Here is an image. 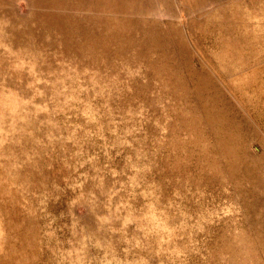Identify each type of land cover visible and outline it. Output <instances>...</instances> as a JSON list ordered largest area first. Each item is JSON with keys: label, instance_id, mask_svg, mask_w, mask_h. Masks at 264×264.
I'll list each match as a JSON object with an SVG mask.
<instances>
[{"label": "rangeland", "instance_id": "rangeland-1", "mask_svg": "<svg viewBox=\"0 0 264 264\" xmlns=\"http://www.w3.org/2000/svg\"><path fill=\"white\" fill-rule=\"evenodd\" d=\"M0 264H264V0H0Z\"/></svg>", "mask_w": 264, "mask_h": 264}]
</instances>
